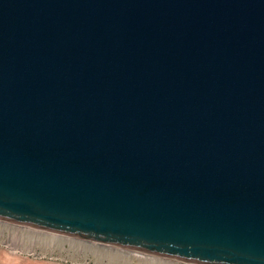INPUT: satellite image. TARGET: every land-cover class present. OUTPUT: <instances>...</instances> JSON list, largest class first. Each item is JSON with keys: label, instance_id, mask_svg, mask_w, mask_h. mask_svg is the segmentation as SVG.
Wrapping results in <instances>:
<instances>
[{"label": "water", "instance_id": "1", "mask_svg": "<svg viewBox=\"0 0 264 264\" xmlns=\"http://www.w3.org/2000/svg\"><path fill=\"white\" fill-rule=\"evenodd\" d=\"M0 219L264 264V0H0Z\"/></svg>", "mask_w": 264, "mask_h": 264}, {"label": "rangeland", "instance_id": "2", "mask_svg": "<svg viewBox=\"0 0 264 264\" xmlns=\"http://www.w3.org/2000/svg\"><path fill=\"white\" fill-rule=\"evenodd\" d=\"M0 264H193L0 219Z\"/></svg>", "mask_w": 264, "mask_h": 264}]
</instances>
